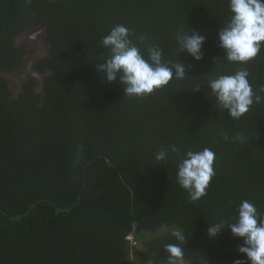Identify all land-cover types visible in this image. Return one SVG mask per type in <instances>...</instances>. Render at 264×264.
<instances>
[{"label":"trees","instance_id":"trees-1","mask_svg":"<svg viewBox=\"0 0 264 264\" xmlns=\"http://www.w3.org/2000/svg\"><path fill=\"white\" fill-rule=\"evenodd\" d=\"M227 4L0 0V264H129L130 241L163 227L171 230L134 250L141 264H168L165 245L179 243L177 230L185 236L177 264H250L230 230L215 240L206 233L231 220L243 199L264 215V100L232 120L207 86L246 68L254 90L264 88V49L239 65L218 47ZM117 23L145 56L154 44L166 62H183L186 77L142 97L126 95L118 79L107 83L97 67L108 56L100 40ZM189 27L205 37L201 61L177 49V31ZM36 29L47 53L32 66L37 77L12 89L2 74L23 67L29 51L16 41ZM173 145L215 153L199 201L176 182L181 154L155 160Z\"/></svg>","mask_w":264,"mask_h":264},{"label":"clouds","instance_id":"clouds-1","mask_svg":"<svg viewBox=\"0 0 264 264\" xmlns=\"http://www.w3.org/2000/svg\"><path fill=\"white\" fill-rule=\"evenodd\" d=\"M228 19L218 32V47L229 63L246 65L253 61L264 49V0H228ZM143 43V37L140 38ZM177 49L186 52L193 60L203 59L202 47L205 37L195 29H179L175 36ZM100 46L108 51V56L97 67L107 83L116 82L123 86L129 96H148L166 87L170 82L186 77L183 62H166L163 50L158 45H148L147 55L133 43L131 32L124 24H115L102 36ZM217 59H215L216 61ZM250 73L240 68L232 74H220L207 82L211 95L215 98L220 112H227L232 120L241 119L254 104L264 100V88L254 90L249 80ZM199 90V86H197ZM227 138V137H226ZM238 140L243 136L238 135ZM170 153L181 154L176 165V182L186 191L190 202L199 201L207 195V189L215 175V153L211 148L182 152L175 145L161 148L155 153L158 163L169 159ZM230 230L232 236L243 241L237 251L250 264H264V215L257 206L247 200L240 201L231 220L219 219L209 224L207 236L215 240L219 234ZM179 243H168V264H177L183 256L180 246L185 242L182 231L171 234ZM236 264H240L239 261Z\"/></svg>","mask_w":264,"mask_h":264},{"label":"rangeland","instance_id":"rangeland-1","mask_svg":"<svg viewBox=\"0 0 264 264\" xmlns=\"http://www.w3.org/2000/svg\"><path fill=\"white\" fill-rule=\"evenodd\" d=\"M16 45H24L29 53L26 55L23 67L15 71L14 73L2 74L3 78L10 84L12 89L16 88L21 81L26 78L37 77L36 72L32 69V66L38 61V59L44 57L47 53V45L44 41L43 31L36 29L23 33L16 41ZM174 228V227H173ZM176 230V228H174ZM171 229L163 227L157 231L156 234H144L137 240L131 243L130 241V259L129 264H141L134 258V250H140L142 248L141 242L145 239L154 238L169 232ZM131 240V238H130ZM203 264H214L208 261H204Z\"/></svg>","mask_w":264,"mask_h":264}]
</instances>
